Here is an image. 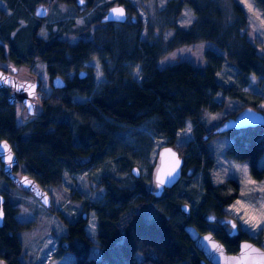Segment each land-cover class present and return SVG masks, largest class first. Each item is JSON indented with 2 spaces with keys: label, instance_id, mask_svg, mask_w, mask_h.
I'll return each mask as SVG.
<instances>
[{
  "label": "trees",
  "instance_id": "16d2710c",
  "mask_svg": "<svg viewBox=\"0 0 264 264\" xmlns=\"http://www.w3.org/2000/svg\"><path fill=\"white\" fill-rule=\"evenodd\" d=\"M59 1L77 6L76 0ZM83 1L84 6L77 7V17L89 12L96 16L78 27H59L47 39L39 36L40 26L31 29L29 25L25 32L34 62L45 64L50 80L56 76L63 78L65 87L53 90L47 98L38 97L35 104L41 107V112L34 113L30 116L34 118L22 126L16 123L18 105H8L9 91L0 89V140L8 142L17 156L14 173L30 176L44 189L61 188L63 179L75 185L89 167L109 162L128 167L131 173L132 163H139V156L133 151L143 145V139L153 136L166 139L167 146H174L178 133L190 124L191 140L174 147L184 159L183 177H189L188 170L202 175L201 194L195 210L177 221L181 203L187 201L179 195L172 196L175 187L155 198L141 179L125 185L115 178H101L107 189L105 201L85 207L87 213H94L95 237L86 233L87 213L69 221L59 211L47 210L65 228L55 258H69L63 264H202L201 253L183 231L185 224L200 233L213 234L229 254L236 253L238 244L244 240L261 247L259 240L242 232L231 237L215 222L227 216L224 209L239 198L240 185L235 179L217 183L210 180L215 159L209 141L215 135L202 123L207 113L220 110L222 104L216 100L219 95L237 98L247 86L249 76L264 80V56L258 55L247 39V18L242 7L235 0H165L159 10L150 14L142 5L149 0H139L146 17L142 23L140 18H129L136 9L129 0H113L101 8L96 6V0ZM25 2L12 0L11 6L21 8ZM252 2L264 24V0ZM114 4L126 10L128 19L124 23H101ZM184 8H190L195 17L188 29L178 25ZM23 13L19 12L18 18L25 19ZM15 27L12 22L1 32L7 30L9 34ZM200 43H211L216 48L205 51L203 67L187 62L158 66L159 60L175 49ZM14 59L22 63L16 56ZM90 61L97 62L103 78L96 88L93 71L86 66ZM223 64L237 70L242 83L236 88L218 81ZM130 66L140 70L139 82L126 69ZM82 71L85 76L80 78ZM68 73H73L70 80ZM76 96L85 100L75 102L72 97ZM260 102L255 98L246 100L219 126L245 107L261 112L257 106ZM141 127L148 130L147 135L127 143L126 134ZM221 135L231 140L225 150L226 159L246 162L252 178H263L264 168L260 169L258 162L264 155V125ZM0 186L4 197L0 259L6 264H31L19 236L28 232L31 224L18 222L15 215L16 197H34L5 178L1 168ZM69 199L74 200V196L69 195ZM151 207L157 209L155 218L148 217Z\"/></svg>",
  "mask_w": 264,
  "mask_h": 264
},
{
  "label": "rangeland",
  "instance_id": "374dc122",
  "mask_svg": "<svg viewBox=\"0 0 264 264\" xmlns=\"http://www.w3.org/2000/svg\"><path fill=\"white\" fill-rule=\"evenodd\" d=\"M20 1V0H18ZM35 0H30V2ZM113 0H96V6L101 8L110 4ZM135 5V13L130 14L129 18H140L141 22L146 21L144 10L140 5L139 0H129ZM242 7L246 14L248 32L247 39L252 42L257 50V54L264 56V24L261 19L259 10L255 7L252 0H235ZM165 0H149L142 5L149 10L150 14L156 10H159L164 5ZM35 5V4H34ZM33 5V6H34ZM114 4L113 6H117ZM251 5V11L249 10ZM10 9L7 6V1L0 0V12L1 18L0 24L7 25L12 22L16 24V27L24 30L29 24H35L36 18L34 10L28 8V6H22L21 8ZM19 12H25V19L19 17ZM77 6L65 5L56 2L51 6L50 12L46 18H42L43 25L39 36L43 39H47L50 36H54L58 32L59 27L75 26L78 27L84 20L91 16H96L95 13H88L84 17H77ZM12 13V17H11ZM29 16V17H28ZM128 19V17H127ZM23 20H26L23 23ZM195 17L190 8H184L181 17L178 20V25L181 28L188 29L194 22ZM72 22V24L67 25ZM50 27V29H49ZM74 28L70 29L71 31ZM169 37V33L165 35V38ZM71 42L74 40L69 38ZM17 45L28 47V40L25 35V30L17 38ZM207 49L216 50L211 43H200L194 46H183L175 49L174 51L163 56L158 66L165 68L169 65H173L178 62H187L195 67L201 68L205 65L204 53ZM9 62L0 60V69L7 67ZM86 66L92 69L95 80V88L103 81L99 65L96 61H90L86 63ZM132 75V78L139 82V69H134L133 66L126 68ZM85 71V70H84ZM87 72V71H85ZM27 74H33L41 83V88L38 93V97L47 98L52 94L53 88L51 80L46 73V67L43 63H35L30 68H21L18 70V75L24 76L23 79H28ZM68 79H72V73L66 74ZM218 81L224 86L237 87L242 83L241 79L237 78V70L228 64H223L221 70L217 74ZM242 92H239L237 98H227L226 96H218L217 103H221L220 110L216 112L207 113L202 123L205 129L211 132L214 130L221 121L228 115L232 114L247 101L255 99L261 100L257 105L261 112L264 113V80L249 76V82L247 86L243 87ZM75 102H82L84 97L76 96L72 97ZM41 107L36 105L35 113L38 115L41 112ZM259 111V110H258ZM34 117H28L25 109L18 105L16 109V123L18 126H22L25 123L31 121ZM191 125H186L185 129L178 133L176 143L174 146L186 144L191 140ZM148 130L145 127H141L136 130H130L125 140L127 143H131L137 136L147 135ZM149 139H143L144 143L139 149H135L134 154H138L139 163L133 162L132 167H137L140 171V177L138 179L143 180L146 189H149L150 173L154 164L157 151L164 146H167L166 139H155L153 136H149ZM231 140L226 135H215L209 141V148L215 159V166L213 173L210 176V180L214 183L222 182L226 179H235L239 182L240 191L239 198L236 199L231 205L224 209V213L231 219H234L238 224L240 232L243 234L257 239L260 242V246L264 249V177L260 180L254 179L249 175V169L246 162L234 163L230 162L225 157V150L230 144ZM142 141H139L141 145ZM138 144V145H139ZM128 159L133 157L128 155ZM133 160V159H132ZM122 166V165H121ZM120 165L109 162L100 166H92L87 169L83 175L77 178V183L73 185L68 179H63L61 188H45L50 194L52 201V209L59 211L61 216L66 220L73 221L78 215L87 213L85 207L97 203L102 204L105 201V195L107 193L106 186L102 184L101 178L111 177L121 181L125 185L133 183L134 178L128 167L126 169ZM260 169L264 168V155L258 162ZM1 168V164H0ZM16 174H21L16 172ZM189 177H182L179 183L175 186L172 196L179 195L192 210H195L197 204H199V195L201 194L202 175L200 173H191ZM2 187L0 186V191ZM195 192L197 196H195ZM69 195L74 196V200L69 199ZM18 212L15 218L20 223H30L31 229L19 235L22 244L24 245V252L27 255V260L31 264H63L68 262L69 258L56 259L55 252L57 250L58 240L65 235V228L56 219L52 212L45 210L35 198L31 197H16ZM69 199V201H68ZM93 211L87 213L88 224L86 225V233L88 236L95 237L96 235V222L93 215ZM158 216L157 209L151 207L148 214L149 218H155ZM226 217V216H225ZM182 214L177 215L176 220L180 221ZM175 219V218H174ZM231 231V227H227V234Z\"/></svg>",
  "mask_w": 264,
  "mask_h": 264
},
{
  "label": "water",
  "instance_id": "95a60500",
  "mask_svg": "<svg viewBox=\"0 0 264 264\" xmlns=\"http://www.w3.org/2000/svg\"><path fill=\"white\" fill-rule=\"evenodd\" d=\"M82 0H77V4L81 5ZM113 9H122L123 15L118 16ZM36 15L44 18L46 8L38 7ZM127 20L126 10L122 6L111 7L101 18V23H124ZM85 72H80L79 77L83 78ZM52 87L54 90H61L65 87V81L56 76L52 79ZM0 89H7L9 96L6 98L8 105L20 104L25 108L27 116H33L35 113V101L38 98L39 82L37 79L28 81L19 80L12 75L4 74L0 71ZM264 125V114L254 108L245 107L236 112L233 117L225 120L224 123L213 130V135H221L231 130H240L253 128ZM8 145L10 152L3 145ZM11 155V160H9ZM0 164L1 171L17 188L27 191L35 200L45 209L52 208L51 197L48 192L42 188L30 176L21 174L16 175L14 168L18 165V159L11 145L5 140H0ZM184 167V159L180 157L174 146L161 147L156 154V158L150 173L149 194L155 198L162 196L165 190L175 187L182 178V169ZM131 175L138 179L140 171L137 167L131 168ZM160 181H163L161 183ZM3 203L4 197L0 194V227L3 224ZM181 214L186 217L190 213L188 204L180 206ZM85 218V216H83ZM231 226L230 236L237 235L238 230L233 219L226 221ZM235 225V227L233 226ZM183 231L189 238L194 248L202 254L204 261L202 264H264V249L255 245L251 241H241L238 244V250L234 254L226 252L223 244L218 241L213 234L200 233L194 226L185 224ZM0 264H6L0 259Z\"/></svg>",
  "mask_w": 264,
  "mask_h": 264
},
{
  "label": "flooded vegetation",
  "instance_id": "af4514ba",
  "mask_svg": "<svg viewBox=\"0 0 264 264\" xmlns=\"http://www.w3.org/2000/svg\"><path fill=\"white\" fill-rule=\"evenodd\" d=\"M7 1V6L10 7V9H14L12 6H11V1L12 0H5ZM83 1V0H82ZM56 2H59V0H35V1H32L30 2V0H26V2L24 3V6H28V8H32V10H34V15L35 18H36V23L35 24H29L27 25V28L24 29L25 32L28 31V28H29V25L31 26V29H34V26H37L39 27L40 26V29L42 28V25H43V21H41L42 18H39L37 15H36V9L38 7H44L46 8V15L44 18H46L50 12V9H51V6H53ZM35 4V5H34ZM62 4H65L62 2ZM75 4L77 5V7L79 9H81L83 6H84V1L81 5L77 4V0L75 1ZM34 5V6H33ZM66 5V4H65ZM11 17H12V13H11ZM29 17V16H28ZM43 18V19H44ZM0 19L1 18V12H0ZM26 20H23V23L25 22ZM8 27V26H7ZM5 28V25H1L0 24V60L2 61H6V62H9V64L7 65V67L3 68V69H0V71H2L4 74H7V75H12V76H15L17 77L19 80H23V81H28V80H31V79H37V81L39 82V89H38V93L40 91V88H41V83L40 81L38 80L37 77H35L33 74H27L28 75V79H23L24 76L22 75H18V70L21 69V68H30L32 67L35 63H38V62H41L39 60L35 61L34 62V58H33V54L28 50L29 48V45L28 47H23V46H19L17 45V38L22 34V32L24 30H21L20 28L18 27H15L13 29V31H11L9 34L7 32V30H5L4 32H1V30H3ZM41 32V31H40ZM5 37V38H4ZM20 51V52H19ZM22 53V54H21ZM17 57L19 62H22V63H17V60L14 59V57ZM43 63V62H41ZM44 64V63H43ZM45 65V64H44ZM80 74V73H79ZM79 76V75H78ZM72 77H73V73H72ZM52 79L51 78V82H52ZM63 79V78H62ZM64 80V79H63ZM65 81V80H64ZM52 85V83H51ZM53 88V87H52ZM54 90V89H53ZM37 93V94H38ZM20 105V104H18ZM22 106V105H21ZM23 107V106H22ZM24 108V107H23ZM25 109V108H24ZM191 174V171L188 170L187 171V175H190ZM182 177H183V174H182ZM182 179V178H181ZM180 179V180H181ZM179 183V182H178ZM183 204V203H181ZM180 204V205H181ZM179 205V206H180ZM189 205V204H188ZM190 207V206H189ZM193 210L191 209L190 207V212H192ZM187 217V216H186ZM231 219L229 216L227 217H224V218H218L216 219V224L218 226H220V229L227 233V227L230 226L229 224L226 223L227 220ZM234 220V219H233ZM234 222L236 223V221L234 220ZM236 226H237V230H238V233L240 232L239 230V227H238V224L236 223ZM231 227V226H230ZM232 230V229H231ZM231 232V231H230ZM230 232L228 233L230 235ZM237 233V235H238ZM237 235H233V236H237ZM232 237V236H231ZM202 255V254H201ZM203 257V256H202ZM204 261V257H203V260L202 262ZM207 264V263H206Z\"/></svg>",
  "mask_w": 264,
  "mask_h": 264
},
{
  "label": "snow or ice",
  "instance_id": "6c2138e0",
  "mask_svg": "<svg viewBox=\"0 0 264 264\" xmlns=\"http://www.w3.org/2000/svg\"><path fill=\"white\" fill-rule=\"evenodd\" d=\"M249 10L251 11V5H249ZM113 12H115L118 16H122L123 15V10L122 9H113ZM3 147L8 150L10 152V149H8V145L5 143L3 145ZM9 160H11V155H9ZM161 183H163V181H160ZM235 227V225H233Z\"/></svg>",
  "mask_w": 264,
  "mask_h": 264
}]
</instances>
